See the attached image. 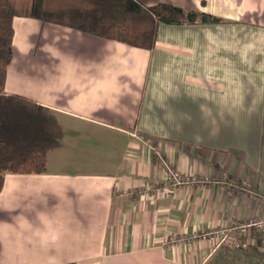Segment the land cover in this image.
Masks as SVG:
<instances>
[{
  "label": "crops",
  "instance_id": "0c3cea01",
  "mask_svg": "<svg viewBox=\"0 0 264 264\" xmlns=\"http://www.w3.org/2000/svg\"><path fill=\"white\" fill-rule=\"evenodd\" d=\"M222 20L160 23L145 49L13 18L5 91L58 113L43 173L5 174L0 264H264L194 233L264 215V0H137ZM160 151L201 181L174 186Z\"/></svg>",
  "mask_w": 264,
  "mask_h": 264
},
{
  "label": "trees",
  "instance_id": "16d2710c",
  "mask_svg": "<svg viewBox=\"0 0 264 264\" xmlns=\"http://www.w3.org/2000/svg\"><path fill=\"white\" fill-rule=\"evenodd\" d=\"M15 16L38 18L145 49L155 46L160 23L222 20L206 12L170 4L145 6L137 0H0V192L7 173L45 172L50 152L63 146L65 136L57 111L5 91Z\"/></svg>",
  "mask_w": 264,
  "mask_h": 264
},
{
  "label": "built area",
  "instance_id": "2783aa9c",
  "mask_svg": "<svg viewBox=\"0 0 264 264\" xmlns=\"http://www.w3.org/2000/svg\"><path fill=\"white\" fill-rule=\"evenodd\" d=\"M157 157L159 158L161 164L164 166L166 172V179L172 183L174 186H180L185 184H191L201 181L197 177L190 174H185L179 169H177L167 158L163 157L160 151H157ZM244 186L248 185L244 182ZM242 189L248 190L251 197L255 200L261 201L264 204V194L259 193L255 190L247 189L246 187ZM264 230V215L249 216L246 219L236 221L232 226L215 228L210 230H204L200 233H194L193 238H208L212 235H217L219 241L216 247L226 245L230 248H244L249 242L247 237L253 231H263Z\"/></svg>",
  "mask_w": 264,
  "mask_h": 264
},
{
  "label": "rangeland",
  "instance_id": "374dc122",
  "mask_svg": "<svg viewBox=\"0 0 264 264\" xmlns=\"http://www.w3.org/2000/svg\"><path fill=\"white\" fill-rule=\"evenodd\" d=\"M65 130V129H64Z\"/></svg>",
  "mask_w": 264,
  "mask_h": 264
}]
</instances>
